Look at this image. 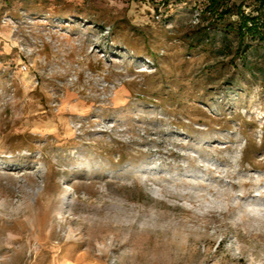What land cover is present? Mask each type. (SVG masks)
Masks as SVG:
<instances>
[{
  "label": "rangeland",
  "instance_id": "obj_1",
  "mask_svg": "<svg viewBox=\"0 0 264 264\" xmlns=\"http://www.w3.org/2000/svg\"><path fill=\"white\" fill-rule=\"evenodd\" d=\"M259 1L0 0V264H264Z\"/></svg>",
  "mask_w": 264,
  "mask_h": 264
},
{
  "label": "trees",
  "instance_id": "obj_2",
  "mask_svg": "<svg viewBox=\"0 0 264 264\" xmlns=\"http://www.w3.org/2000/svg\"><path fill=\"white\" fill-rule=\"evenodd\" d=\"M259 3L261 4L262 8H264V0H260ZM222 5V0H210V4L207 7L210 11L219 10L220 6ZM246 4L244 3L242 7L239 8V14L241 16V23L239 27V36H240V48L246 41L248 35L250 34H262L264 35V16L260 13H247ZM231 11L223 10L220 14H229ZM256 14V15H255Z\"/></svg>",
  "mask_w": 264,
  "mask_h": 264
},
{
  "label": "built area",
  "instance_id": "obj_3",
  "mask_svg": "<svg viewBox=\"0 0 264 264\" xmlns=\"http://www.w3.org/2000/svg\"><path fill=\"white\" fill-rule=\"evenodd\" d=\"M247 13H249V12H247ZM160 17H161V16H158L157 18L160 19Z\"/></svg>",
  "mask_w": 264,
  "mask_h": 264
}]
</instances>
